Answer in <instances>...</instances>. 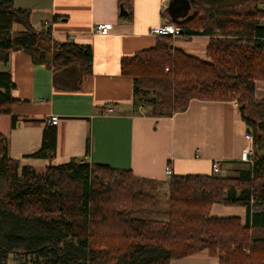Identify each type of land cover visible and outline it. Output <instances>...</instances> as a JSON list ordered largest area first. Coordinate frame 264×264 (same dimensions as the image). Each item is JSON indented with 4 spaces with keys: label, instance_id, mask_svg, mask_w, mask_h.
<instances>
[{
    "label": "trees",
    "instance_id": "16d2710c",
    "mask_svg": "<svg viewBox=\"0 0 264 264\" xmlns=\"http://www.w3.org/2000/svg\"><path fill=\"white\" fill-rule=\"evenodd\" d=\"M119 1L132 20L130 1ZM189 4V16L170 22L182 37L209 36L207 59L176 49L171 36L122 58L135 110L172 117L193 100L236 101L254 136L252 164L239 161L229 175L221 163L210 175L173 174L162 183L169 203L162 213L156 182L76 160L38 173L10 157L0 133V264H171L203 250L219 264H264V100L256 97V83L264 82V0ZM17 51L55 71L91 73L90 47L55 42L33 27L30 10L0 0V63ZM14 89L11 74L0 72V116L20 103ZM56 151L57 129L49 126L33 157L54 158ZM217 205L245 208L247 217H214Z\"/></svg>",
    "mask_w": 264,
    "mask_h": 264
},
{
    "label": "crops",
    "instance_id": "0c3cea01",
    "mask_svg": "<svg viewBox=\"0 0 264 264\" xmlns=\"http://www.w3.org/2000/svg\"><path fill=\"white\" fill-rule=\"evenodd\" d=\"M129 1L132 20L120 16L119 0H15V7L31 11L37 31H49L57 43L90 47L93 60L87 76L78 67L55 71L35 64L23 51L13 52L7 63H0V72L11 74L12 94L20 101L11 115L0 116V133L9 139L10 157L38 173L73 160L108 165L131 170L159 184V189L169 179L168 165L174 175H210L215 162L225 171L234 169L249 131L236 101L193 100L187 110L172 117L136 112L134 81L123 76L121 60L155 46L157 37L151 30L170 22V0ZM102 23L112 24L109 34L96 33ZM210 40L205 35L180 36L174 46L206 60ZM256 97L264 100V82L256 83ZM106 108L113 111L104 113ZM52 116L60 119L55 126L56 154L50 159L34 158ZM213 216L239 217L244 222L247 210L217 205ZM171 264L219 261L203 250Z\"/></svg>",
    "mask_w": 264,
    "mask_h": 264
},
{
    "label": "built area",
    "instance_id": "2783aa9c",
    "mask_svg": "<svg viewBox=\"0 0 264 264\" xmlns=\"http://www.w3.org/2000/svg\"><path fill=\"white\" fill-rule=\"evenodd\" d=\"M112 29V24L110 23H102L96 26V33L100 35H107L110 33ZM151 34L158 37V36H171L174 39H177L181 36L180 29L173 23V22H167L166 24H163L161 26L155 27L151 30ZM112 108H106L104 110V113H110L112 112ZM60 119L57 116H52L49 119V123L51 126L58 125ZM246 140V146L243 150L242 156L240 158V162L245 164H252V158L254 155V136L251 132H247L245 135ZM221 167L219 162H215L213 164V171L215 173L220 172ZM165 173L168 178H170L173 175V171L170 165H168L165 169Z\"/></svg>",
    "mask_w": 264,
    "mask_h": 264
},
{
    "label": "water",
    "instance_id": "95a60500",
    "mask_svg": "<svg viewBox=\"0 0 264 264\" xmlns=\"http://www.w3.org/2000/svg\"><path fill=\"white\" fill-rule=\"evenodd\" d=\"M179 2H181V1L180 0H173V1L170 0L171 5H169L168 11H169L171 21H173V22L177 21L178 17H182V18L186 17L190 11V4H189V7L188 6L182 7L179 5L180 4ZM177 4H178V6H176V11L171 12V8ZM126 14H127V12L124 10V8H121L120 16L123 17V16H126ZM46 66H47V68H50L51 64L48 63Z\"/></svg>",
    "mask_w": 264,
    "mask_h": 264
},
{
    "label": "rangeland",
    "instance_id": "374dc122",
    "mask_svg": "<svg viewBox=\"0 0 264 264\" xmlns=\"http://www.w3.org/2000/svg\"><path fill=\"white\" fill-rule=\"evenodd\" d=\"M181 1V4L183 5V6H185L186 5V7L188 6L189 7V3H190V0H185L186 1V4H185V1L184 0H180ZM188 3V4H187ZM241 166H243V165H241ZM236 167H240V165H237ZM221 174L222 175H229L230 174V172L229 171H225V170H223L222 172H221ZM156 184V183H155ZM159 187V186H158ZM161 187V186H160ZM161 190H159V188H158V191H157V193L159 194V198H158V209H159V211L160 212H162V213H165L167 210H168V205H169V203H168V198L164 195V189H165V186H162V188H160ZM159 218H162V217H159Z\"/></svg>",
    "mask_w": 264,
    "mask_h": 264
},
{
    "label": "flooded vegetation",
    "instance_id": "af4514ba",
    "mask_svg": "<svg viewBox=\"0 0 264 264\" xmlns=\"http://www.w3.org/2000/svg\"><path fill=\"white\" fill-rule=\"evenodd\" d=\"M173 1V0H172ZM185 1V0H184ZM170 3V2H169ZM180 3V4H179ZM178 4L180 5V6H182V7H184L182 4H181V2H179ZM178 4L177 5H175V6H173L172 8H171V12H175L176 11V6H178ZM185 4H186V1H185ZM169 5H171V3L169 4ZM186 6V5H185ZM190 12H191V9H190V11H189V13H188V15L187 16H189V14H190ZM182 17H178V19L177 20H179V19H181Z\"/></svg>",
    "mask_w": 264,
    "mask_h": 264
}]
</instances>
